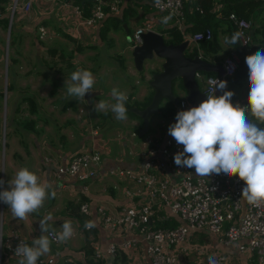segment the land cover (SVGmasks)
<instances>
[{
	"label": "crops",
	"instance_id": "1",
	"mask_svg": "<svg viewBox=\"0 0 264 264\" xmlns=\"http://www.w3.org/2000/svg\"><path fill=\"white\" fill-rule=\"evenodd\" d=\"M5 1L9 4L2 6L0 15V175L3 173L5 181L2 191L8 187L7 182L15 173L26 166L42 181L52 184L56 194L46 199L43 207L29 214L26 220L14 218L8 205L0 202V235L8 237L15 232L31 245L32 239L42 234L39 222L50 216L48 224L56 233L62 231L61 226L66 220L72 221L74 229L71 239L52 243L51 251L40 257L53 259L52 264H148L147 242L136 232L110 231L103 224L98 209L103 207L106 213L115 216L125 206L143 203L144 196L136 195L138 186L115 172L140 171L145 140L161 142L169 135L168 127L176 118L177 106L163 101L157 113L150 116L148 130L141 133L143 121L131 110L142 109L144 102H150L152 77L147 70H135L134 66L128 65L125 51L129 45H121L119 53H112L121 42L113 33L115 31H110L107 39H101L99 29L107 16L100 25L89 27L81 24V17L75 12V8L80 6L75 0H18L19 8L13 13L10 23L7 12L12 0ZM27 1L31 6L24 11L21 7ZM115 1L120 5L118 12L111 13L106 6L110 11L107 15L120 16L124 21L118 31L126 33L127 30L130 36L146 23L159 34L173 25L171 17L154 11L144 0H110L107 5ZM219 6L216 3V11ZM259 16H264V13ZM3 18L7 19V26L1 21ZM166 19L167 23L164 22ZM103 41L110 46L104 51L100 48ZM220 41L222 52L217 57H220L218 64L222 65L227 56L222 55L229 50L230 43L223 39V35H220ZM187 50L193 52L191 48ZM5 57L11 67L7 79ZM92 58L100 67L97 74L93 73L96 82L92 91L81 101L67 96L65 82L70 81L71 73L67 78L65 68L72 72L77 68L91 71L84 63ZM100 60L107 63L105 67L101 66ZM127 74L134 77V82H126ZM103 77L107 78L106 82L98 85L97 78L102 80ZM201 77L204 89L206 76ZM228 85L227 82V88ZM115 86L128 95L127 119L119 121L115 115L104 113L102 121L95 120L98 112L94 110V103L101 100L114 103L111 90ZM227 88L224 91H228ZM245 89L246 83L229 88L234 92L233 104L248 102ZM175 94L178 99L186 98L185 91L177 85ZM222 94L218 90L216 95ZM169 108L175 114L173 118L166 113ZM93 151L101 154L97 175L86 182H80L71 175L58 176L57 167L67 165L74 155ZM125 191L135 194L125 196ZM83 203L88 204L89 214L80 212ZM160 211L161 208L156 211L154 221L163 215L158 214ZM89 220L96 226L86 229L84 224ZM132 240L136 241L134 247H125ZM110 245H114L119 253L108 252ZM183 249L180 256L183 264H208L210 256L216 258L218 255L226 256V261L219 264H253L246 255L238 254L236 245H221L215 236L205 231L193 234ZM97 251L99 256H96ZM0 264H19V258L0 248Z\"/></svg>",
	"mask_w": 264,
	"mask_h": 264
},
{
	"label": "built area",
	"instance_id": "2",
	"mask_svg": "<svg viewBox=\"0 0 264 264\" xmlns=\"http://www.w3.org/2000/svg\"><path fill=\"white\" fill-rule=\"evenodd\" d=\"M107 1L91 0L90 13L87 17H83L82 10L76 7L75 12L81 17V24L89 27L100 25L108 14L106 6H109L111 13H117L119 2L107 5ZM144 1L154 11L171 17L172 24L183 35V41H188V48L193 52L196 49L195 55L203 57L199 45L213 39L212 31L205 29L190 34L185 30L186 5L198 0ZM2 6L0 2V15ZM30 6V1H27L21 9L28 11ZM18 8V0H12V5L8 9L10 22ZM196 9H200L199 4L196 5ZM228 20L233 26V34H240L238 44L248 48L253 42L252 21L239 19L233 13L229 14ZM146 31H153L151 24L146 23L134 30L130 40L132 47L141 43V34ZM40 32L43 33L44 29L41 28ZM237 61L236 54L230 51L222 61L224 74L206 76L203 89L205 97L208 94H217L219 90L217 86L234 75ZM195 77L197 79L201 74L196 73ZM247 105L248 102H245L240 106ZM190 107L192 106L186 98L179 99L177 113ZM144 143L140 171L118 170L115 174L136 184L138 186L136 195H142L145 199L139 206L123 207L115 216L99 207L98 212L106 228L112 232L139 234L147 242L145 252L149 258L148 264H183L180 258L184 250L183 245L190 240L193 233L200 230L208 231L221 245H236L238 254L246 255L253 264H264V204L252 205L242 198L244 182L238 176L229 177L223 173L200 177L194 174V169L177 166L174 156L183 150V146L177 144L171 135L164 137L161 142L145 140ZM100 161L101 154L97 151L74 155L67 165L57 167L58 176L71 175L80 182H86L97 175ZM134 194L132 191L124 192L125 196ZM160 208H164L167 213L158 217L159 221L169 222L174 219L178 224L173 227L153 228L156 211ZM80 212L89 214L87 203L80 205ZM48 235L52 243L58 242L54 234ZM21 240L28 244L26 239L15 232L8 237L0 235V248L16 256L15 249ZM135 244L136 241L132 240L127 242L125 247H134ZM108 252L116 253V247L110 245ZM96 256H99L98 251ZM216 259L223 262L226 261V256L218 255ZM52 263L53 259H38V264Z\"/></svg>",
	"mask_w": 264,
	"mask_h": 264
},
{
	"label": "clouds",
	"instance_id": "3",
	"mask_svg": "<svg viewBox=\"0 0 264 264\" xmlns=\"http://www.w3.org/2000/svg\"><path fill=\"white\" fill-rule=\"evenodd\" d=\"M158 2V0H157ZM167 23V19L164 21ZM240 34L235 33L226 42L236 44ZM131 39V36H130ZM249 79L248 105L233 104L234 92L224 91L227 82L217 86L222 95L208 94L198 106L181 110L176 122L169 126L168 133L183 150L174 156L177 166L194 169L195 174L206 177L210 174L238 176L244 182L242 198L249 204H264V48L246 57ZM201 74V73H200ZM96 82L94 74L87 69L77 68L66 80V94L76 100H84L92 91ZM114 103L97 101L96 112L109 108L119 121L127 119L126 102L128 95L117 88L111 90ZM262 123L257 126L247 113ZM5 181L0 179V187ZM8 187L0 191V202L8 205L11 214L18 220H26L29 214L38 212L46 199L55 196L54 186L42 181L28 167L20 168L8 182ZM47 216L40 223L41 235L32 239L31 245L21 240L15 249L19 264H37L38 259L51 251L52 240L49 233L55 235L58 242L64 243L72 238L73 223L66 220L62 231L55 232L48 224ZM94 221H85L84 227H95ZM208 264H219L214 256L208 258Z\"/></svg>",
	"mask_w": 264,
	"mask_h": 264
},
{
	"label": "trees",
	"instance_id": "4",
	"mask_svg": "<svg viewBox=\"0 0 264 264\" xmlns=\"http://www.w3.org/2000/svg\"><path fill=\"white\" fill-rule=\"evenodd\" d=\"M0 2L2 4L4 3L3 5L6 6L9 4V2L5 0H0ZM75 2L80 6L82 10V16L87 17L90 13L91 0H75ZM216 3L221 5L219 11L215 10ZM197 4L200 5V9H196ZM189 8H191V10ZM106 11L109 12L108 9H106ZM230 13L235 14L239 19L252 21V44L248 48L241 47L238 43L229 44V50L224 52L226 53L225 55H228L230 50L233 51L236 54L238 60L234 75L232 77L226 78V81L229 84L227 90L235 85L241 86L243 83H246L245 95L248 101L249 79L248 67L245 61L248 55L254 54L256 51L264 48V19H261L259 16L264 13V2H262V0H198L194 3H188L185 10V30L190 34H193L201 32L205 29H210L213 33V39L209 42H201L199 47L207 61L219 63L220 57H217V54L222 52L220 35H223V39L226 41V38H231L234 31L232 24L228 20ZM1 21L5 24V26H7V19L3 18ZM123 21L124 20L118 15H107L99 29V35L101 39H107L108 33L110 31L116 32L120 28L122 29ZM160 34L163 36L164 42L166 44L176 45L182 43L184 40L183 35L179 32L175 25L161 30ZM195 54L196 49H194V52L191 53L189 50H186L185 53L186 56L190 57L195 56ZM203 75L211 76L217 74L207 73ZM176 85L184 91L179 80L174 82L175 89ZM148 104L149 102L146 101L141 106L146 107ZM166 113L169 114L170 118L175 116L171 108L167 109ZM175 225L176 224L172 221L168 222L155 220L153 223V228L173 227ZM117 253L119 252H116V254ZM92 264L101 263L95 262Z\"/></svg>",
	"mask_w": 264,
	"mask_h": 264
},
{
	"label": "water",
	"instance_id": "5",
	"mask_svg": "<svg viewBox=\"0 0 264 264\" xmlns=\"http://www.w3.org/2000/svg\"><path fill=\"white\" fill-rule=\"evenodd\" d=\"M126 33L129 36L127 30ZM130 40L128 37V42ZM188 46V41L176 45L166 44L161 34L155 31H146L141 34V43L132 47L133 64L138 70H142L147 60L150 61L153 58L164 60L162 71L152 75L150 85L153 89V95L149 104L142 109L131 110L143 121L141 133L148 130L150 116L157 113L163 101L177 106L179 99L175 94L174 82L180 81L186 93V99L193 107L198 106L200 102L206 99L195 77L196 73H215L219 76L224 74L221 64L211 63L199 55L186 56ZM246 115L258 127L263 128L262 123L255 120L250 112ZM175 122L176 118L171 121L170 125Z\"/></svg>",
	"mask_w": 264,
	"mask_h": 264
},
{
	"label": "rangeland",
	"instance_id": "6",
	"mask_svg": "<svg viewBox=\"0 0 264 264\" xmlns=\"http://www.w3.org/2000/svg\"><path fill=\"white\" fill-rule=\"evenodd\" d=\"M108 3L110 2V0H108L107 1ZM117 7H118V9L120 8V5H118L117 4ZM8 13V12H7ZM10 19V18H9ZM261 19H264V16H262L261 17ZM256 20V19H255ZM257 20H259V19H257ZM12 21V20H11ZM11 23V22H10ZM139 22H137V24H138ZM137 24H135V25H132L133 27V29H134V27H136V25ZM111 32H113V31H111ZM110 32V33H111ZM110 33H109V36H110ZM116 36H117V39H121L120 41V43H119V45H115L116 46V48L114 47V51H112V53H119L120 52V46L121 45H123V46H126V45H129V49H127V51H125V53H126V58H127V62H128V65L129 66H134V64H133V58H132V45H131V43H129L128 42V37H130V35L128 36V35H126V33L124 32V31H117V33H115V32H113ZM132 32H130V34H131ZM8 36L6 37V45H8ZM115 44V43H114ZM101 45H103L102 47H100L103 51L104 50H107V49H109L110 48V46H109V43L107 42V41H103L102 43H101ZM113 49V48H112ZM92 56L93 57H95V53H93L92 54ZM222 56H226V55H222ZM223 60V59H222ZM221 60V61H222ZM5 62H7V58L5 57ZM164 63V60H162V59H158V58H153L152 60H147L146 62H145V65L143 66V68L142 69H145V70H147L148 71V73L151 75V77H152V75L153 74H155V73H158V72H161L162 71V64ZM84 64H86V66H89L90 68H91V72L92 73H94V74H97L98 73V71L100 70V67L98 66V64H97V60H95L94 58H92V59H89V62L88 63H84ZM100 64H101V66L103 67H105V65L107 64L106 62H104V61H101L100 60ZM10 65V64H9ZM9 65H8V62H7V64H6V73H5V79H7V78H9L10 77V69H11V67H9ZM134 69L135 70H137V68H135V66H134ZM65 71H66V76H67V78H68V76H69V74L70 73H72V70H70V68L68 69V68H65ZM201 75H203L202 73H201ZM126 78H127V81L126 82H134V77H132L131 75H129V74H127L126 75ZM123 79V78H122ZM125 79V78H124ZM106 80H107V78H104L103 77V79L101 80V78H97V83H98V85H100V84H103V83H105L106 82ZM202 80H203V78L202 77H199V78H197V81L200 83V87L202 88V86H203V82H202ZM97 85V86H98ZM116 87V86H115ZM117 88V87H116ZM120 89H122V88H120ZM124 89H126V88H124ZM128 89V88H127ZM202 90H203V88H202ZM132 109V108H131ZM60 110H61V108H60ZM107 111V112H106ZM106 111H104V112H99V113H96L95 114V116H96V118H95V120L97 119V121L98 120H100V121H102L101 120V116L105 113H107V115H113L114 116V114L111 112V109L109 108L108 110H106ZM96 112V111H95ZM109 116H108V118H109ZM99 117V118H98ZM106 117V116H105ZM107 117H106V119H108ZM105 119V120H106ZM0 179H2L3 180V173H1V175H0ZM2 188H3V186L2 187H0V191H2ZM167 213V211L164 209V208H161V211H160V214H166ZM159 214V213H158ZM157 215V214H156ZM155 215V216H156ZM172 222H174L176 225L178 224V222L176 221V220H171ZM171 221H169V222H171ZM156 228H158V227H156ZM200 231H205L206 233H209L208 231H206V230H200ZM200 231H197L198 233L200 232ZM197 232H195V233H197ZM195 233H193V234H195ZM192 234V235H193ZM210 234V233H209ZM211 235V234H210Z\"/></svg>",
	"mask_w": 264,
	"mask_h": 264
}]
</instances>
